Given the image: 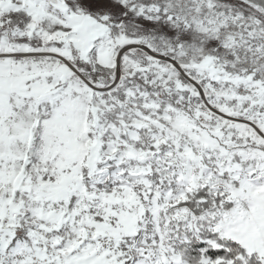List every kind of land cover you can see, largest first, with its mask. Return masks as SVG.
Listing matches in <instances>:
<instances>
[{
    "label": "snow or ice",
    "instance_id": "obj_1",
    "mask_svg": "<svg viewBox=\"0 0 264 264\" xmlns=\"http://www.w3.org/2000/svg\"><path fill=\"white\" fill-rule=\"evenodd\" d=\"M0 264H264V0H0Z\"/></svg>",
    "mask_w": 264,
    "mask_h": 264
}]
</instances>
